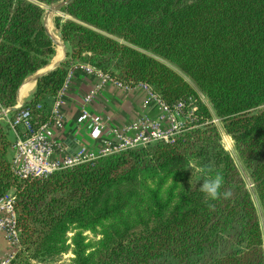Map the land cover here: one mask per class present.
I'll list each match as a JSON object with an SVG mask.
<instances>
[{
  "label": "trees",
  "instance_id": "trees-1",
  "mask_svg": "<svg viewBox=\"0 0 264 264\" xmlns=\"http://www.w3.org/2000/svg\"><path fill=\"white\" fill-rule=\"evenodd\" d=\"M59 1L0 0V110L16 104L25 78L54 55L42 14ZM57 14L67 58L37 78L32 96L9 112L11 122L22 112L34 129L50 121L52 103L79 63L127 87L146 84L167 106L182 103V116L193 108L194 118L170 141L23 177L11 168V140L0 123V198L11 191L18 235L9 264L50 261L70 225L108 219L117 221L94 253H84L76 238L74 264H264L253 200L264 225V0H69ZM199 168L220 174L221 192L231 196L209 201L200 182L191 185ZM166 174L181 183L175 197L163 200L149 189L129 209L145 178Z\"/></svg>",
  "mask_w": 264,
  "mask_h": 264
},
{
  "label": "built area",
  "instance_id": "built-area-1",
  "mask_svg": "<svg viewBox=\"0 0 264 264\" xmlns=\"http://www.w3.org/2000/svg\"><path fill=\"white\" fill-rule=\"evenodd\" d=\"M75 67V66H74ZM101 78L84 97L83 103H87L96 95L102 82L112 81L118 87L128 88L120 82L114 80L109 74L101 72L99 69H93ZM71 75L68 71L65 81L57 93L51 107V120L34 129L28 119L26 112L18 115L9 125L14 132V153L10 160L13 172L20 177L26 175L42 176L51 173L56 169L68 168L70 166L83 162L94 161L95 159L108 154L116 153L127 148L145 146L159 141H170L179 132L187 129L194 118L193 108L184 116L180 114L182 103H177L172 107L167 106L161 101L146 84H138L145 92V105L155 103L159 113L151 117L146 113H141L129 125L121 129H113L115 141L104 139L100 148L95 151L86 152L79 150L71 155H56V143L52 140V129L62 124V113L59 108L61 103V94L67 85ZM214 124L218 120L213 116L211 120ZM16 126L23 128V134L20 135ZM0 231L3 232L7 242L15 251L18 245V235L15 228V211L13 208V196L8 192L0 198ZM14 251L10 253L7 260L1 264H8Z\"/></svg>",
  "mask_w": 264,
  "mask_h": 264
},
{
  "label": "crops",
  "instance_id": "crops-1",
  "mask_svg": "<svg viewBox=\"0 0 264 264\" xmlns=\"http://www.w3.org/2000/svg\"><path fill=\"white\" fill-rule=\"evenodd\" d=\"M58 44H53V47L55 46L54 55L49 63L28 75L18 88L15 104L17 107L34 93L37 75L53 69V64L64 57V50H66V55L63 60L67 58L68 45L63 40ZM94 68L90 64L79 63L71 69L67 85L60 96L59 108L62 113V124L52 129V140L56 143V155L61 157L71 155L81 149L86 152L95 151L100 148L104 139L112 142L116 140L112 133L113 129H121L129 125L141 113H146L151 117L159 113L155 103L145 105V92L141 87L137 85L128 88L118 87L112 81L102 82L92 100L84 104L83 97L101 81L99 74L93 70ZM9 112L0 116V119L7 123L4 126L6 132L12 133L8 120ZM13 141L14 139L8 151L9 160L14 153ZM12 251L14 250L3 232L0 231V264L9 258Z\"/></svg>",
  "mask_w": 264,
  "mask_h": 264
},
{
  "label": "rangeland",
  "instance_id": "rangeland-1",
  "mask_svg": "<svg viewBox=\"0 0 264 264\" xmlns=\"http://www.w3.org/2000/svg\"><path fill=\"white\" fill-rule=\"evenodd\" d=\"M46 10H47V7H45L44 12L42 14V23H43L44 27H46V29L49 31V33L53 36L52 38H54L55 41L57 40L58 43L60 41L62 42V39H60L61 37L59 36V32L57 31V29L54 25V20H53L54 17L56 15H59V14H57V13L46 14ZM199 98H200L201 102H203L204 104H206L209 107V110L212 113V108L208 104L205 97L202 96V94H199ZM1 110H3V109H1ZM8 120L10 122L9 117H8ZM0 123L3 127L5 126V124H7V123H5V121H3L1 119H0ZM215 125L217 126L218 131L220 133L221 144L223 145L225 150H227L231 154V156L234 159L240 173L242 174V176L244 177V179L247 183V187L252 192L251 184L249 183L250 182L249 177L247 175V172L243 168L242 164L240 163V161L236 157V154H235L234 149H233V143H232L231 138L223 130L222 125H221L219 120H218L217 124L215 123ZM5 130H6V128H5ZM12 133L11 132L7 133L11 142L13 139H15L14 132H12ZM13 144H14V141H13ZM180 184L181 183L179 181V178L172 176V175H167V174L162 175V176H158V177L145 178L142 181L141 187L137 190L136 194L134 195V197L129 202V209L131 208L130 205H132L133 203L138 204V205L142 204L145 201V199L147 198V191L149 189L157 190L160 197L163 200L170 199L171 195L175 197L179 191ZM253 200L255 201L256 206L258 208L257 210H258L259 218H260V221L262 224V235H263V241H264V225H263V221H262V215H261V212H260L259 207L257 205V201H256L255 197L253 198ZM116 221H117V219L103 220V221H100L99 223L95 224L94 226H92L90 228H81L76 224L70 225L68 227V230L66 231V233L60 239V242L58 244V252H57L56 256L50 261H46V262L32 261L31 264H74L75 254H76V242H77L76 238L81 239V245H82V249H83L84 253H86V254L91 253L92 254L98 248V245H99V242L102 238V233H103L104 229L108 225H110ZM77 234H79L80 237Z\"/></svg>",
  "mask_w": 264,
  "mask_h": 264
},
{
  "label": "clouds",
  "instance_id": "clouds-1",
  "mask_svg": "<svg viewBox=\"0 0 264 264\" xmlns=\"http://www.w3.org/2000/svg\"><path fill=\"white\" fill-rule=\"evenodd\" d=\"M193 172V167L190 166ZM199 173L198 176L194 180L191 181V185L195 182L199 183V191L204 193L209 201L217 200L221 195L227 199L231 196L230 191L221 192V187L223 184V178L220 174H211L210 169L207 168H199L196 169ZM192 176V175H191ZM212 206L211 204L209 205Z\"/></svg>",
  "mask_w": 264,
  "mask_h": 264
},
{
  "label": "water",
  "instance_id": "water-1",
  "mask_svg": "<svg viewBox=\"0 0 264 264\" xmlns=\"http://www.w3.org/2000/svg\"><path fill=\"white\" fill-rule=\"evenodd\" d=\"M68 1H69V0H62V1H59V2H57V3H55V4L51 5V6H48V7H47V10H46V14H48V13H49V14H50V13H59L60 8H61L64 4H66ZM44 28H45V27H44ZM45 31H46L48 37L51 39L52 44H54V45H59L58 42H56V41L52 38V36L49 34V32L46 30V28H45ZM59 36H60V35H59ZM63 55H64V57H65V55H66V50H64V54H63ZM64 57H63V58H64ZM63 58L57 60V61L53 64L52 68L54 69V68L58 67V66L62 63ZM44 73H46V72H44ZM41 75H43V73L37 75V76H36V79H37L39 76H41ZM15 108H17L16 105H14V106H12V107H9V108H6V109H3V110H0V116H2V115L5 114L6 112H9V111H11V110H13V109H15Z\"/></svg>",
  "mask_w": 264,
  "mask_h": 264
},
{
  "label": "bare ground",
  "instance_id": "bare-ground-1",
  "mask_svg": "<svg viewBox=\"0 0 264 264\" xmlns=\"http://www.w3.org/2000/svg\"><path fill=\"white\" fill-rule=\"evenodd\" d=\"M46 28V27H45ZM47 30V29H46ZM48 31V30H47ZM49 32V31H48ZM50 34V33H49ZM51 35V34H50ZM52 36V35H51ZM53 37V36H52ZM54 39V38H53ZM56 42H57V40H56ZM59 49H60V52H61V48L59 47Z\"/></svg>",
  "mask_w": 264,
  "mask_h": 264
}]
</instances>
